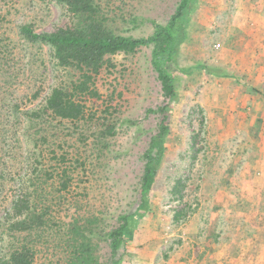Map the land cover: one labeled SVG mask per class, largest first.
Returning a JSON list of instances; mask_svg holds the SVG:
<instances>
[{"label": "rangeland", "instance_id": "374dc122", "mask_svg": "<svg viewBox=\"0 0 264 264\" xmlns=\"http://www.w3.org/2000/svg\"><path fill=\"white\" fill-rule=\"evenodd\" d=\"M178 2L109 0L107 13L120 34L147 37L154 22L168 21ZM263 19L264 0H199L176 58L180 98L150 210L135 222L122 264H264V200L248 199V185L241 182L246 175L264 176L253 167L264 161L256 154L264 149V130L255 129L264 124L261 114L257 118L264 111V53H250L264 48ZM71 20L56 0H0V217L18 194L33 190L30 179L42 174L36 181L57 223L69 221L79 203L110 228L120 212L132 214L139 204L141 158L156 123L149 110L162 100L160 83L151 46L113 57L115 67L97 81L102 97L86 100L85 120L103 114L109 95L118 118L117 134L98 164L85 120L47 119L41 128L32 127L25 111L41 108L55 86L77 74L57 65L50 46L25 40L20 28L32 23L38 32H50ZM61 167L72 177L67 192L59 186ZM178 178L190 216L175 222L178 202L171 190ZM60 196L66 200L62 206ZM59 237L56 227L36 242L35 264L60 263ZM98 248L101 263L110 264L108 243L98 241Z\"/></svg>", "mask_w": 264, "mask_h": 264}, {"label": "trees", "instance_id": "16d2710c", "mask_svg": "<svg viewBox=\"0 0 264 264\" xmlns=\"http://www.w3.org/2000/svg\"><path fill=\"white\" fill-rule=\"evenodd\" d=\"M56 1L70 13V23L50 32H38L34 24L26 23L20 28V34L32 44L50 46L57 65L75 71L77 78L66 85L55 86L41 108L25 111L32 127L41 128L47 119L85 120L86 100L102 97L97 81L104 70L115 67L113 57L135 53L142 47H152L151 65L160 83L162 100L155 109L149 110L154 113L156 123L154 134L141 158L142 173L138 181L140 199L136 210L132 214L120 212L115 223L106 228L104 224L107 223L102 217L86 212L82 204L76 203L72 207V214L68 215L69 221L59 224L55 221V210L48 203L45 189L38 182L42 178L40 174L30 179L33 190L26 188L18 194L9 207L4 208L0 217V264H35L38 254L36 242L56 227L60 234L57 247L62 254L59 264H102L98 248V241L101 240L107 242L110 248V264H122L121 251L133 237L135 222L150 210V194L166 153L174 107L180 98L181 70L176 67V58L187 38L191 16L199 0H179L168 21L165 24L154 22L153 32L147 37L120 34L114 27V19L107 13L109 0ZM203 68L209 73H221L208 66ZM40 90L41 87L34 98L39 97ZM119 96H122L121 93ZM112 102L113 96H107V109L103 114L96 119L91 117L85 120L86 131L93 136L91 144L97 164L106 158L109 140L118 130V118L110 111ZM199 138V133L192 137L196 155L201 151L197 147ZM71 181L68 168L61 167L60 190L67 192ZM184 187L183 180L178 178L171 190L174 200L178 202L173 216L175 222L190 216V211L181 204ZM65 201L63 196L59 197L61 206Z\"/></svg>", "mask_w": 264, "mask_h": 264}, {"label": "crops", "instance_id": "0c3cea01", "mask_svg": "<svg viewBox=\"0 0 264 264\" xmlns=\"http://www.w3.org/2000/svg\"><path fill=\"white\" fill-rule=\"evenodd\" d=\"M263 21H264V19H263ZM259 32H262V30H259ZM250 53H253L255 55L256 54L262 55L264 53V48L259 49L258 53H257V49H253V51H251ZM258 114L259 115L257 116V118L260 117V114H261V119L264 121V111H261ZM254 124H255V126L258 125L255 123V121L252 123V126H254ZM255 129H257L258 133H262L264 130V124L261 126L258 125L257 127H255ZM257 150L259 152H256V154L260 155L259 159H260V157L264 158V149L259 148ZM253 167L256 168L257 170L263 171L264 170V161L254 164ZM241 182L248 185L247 187L243 188V189H245L246 194L249 195L248 199L264 200V176L263 175H260V176H257V175L248 176V175H246V176L241 178ZM249 185H251V186H249Z\"/></svg>", "mask_w": 264, "mask_h": 264}]
</instances>
